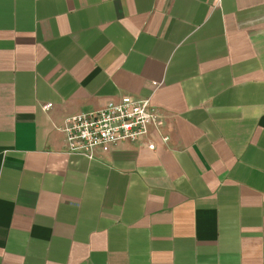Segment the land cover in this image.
Wrapping results in <instances>:
<instances>
[{"label":"crops","instance_id":"1","mask_svg":"<svg viewBox=\"0 0 264 264\" xmlns=\"http://www.w3.org/2000/svg\"><path fill=\"white\" fill-rule=\"evenodd\" d=\"M142 99L146 139L68 153ZM0 264H264V0H0Z\"/></svg>","mask_w":264,"mask_h":264},{"label":"built area","instance_id":"2","mask_svg":"<svg viewBox=\"0 0 264 264\" xmlns=\"http://www.w3.org/2000/svg\"><path fill=\"white\" fill-rule=\"evenodd\" d=\"M48 105L43 109H47ZM148 100L107 103L101 109L72 115L65 119L61 132L68 153L91 157L94 150L109 151L119 143H136L147 138L149 128L162 126ZM168 138L161 137L166 143ZM149 150L155 146L148 144Z\"/></svg>","mask_w":264,"mask_h":264}]
</instances>
